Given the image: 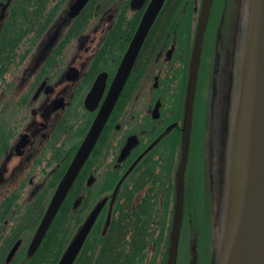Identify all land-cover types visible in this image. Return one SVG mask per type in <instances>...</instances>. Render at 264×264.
I'll return each instance as SVG.
<instances>
[{
  "label": "flooded vegetation",
  "instance_id": "obj_1",
  "mask_svg": "<svg viewBox=\"0 0 264 264\" xmlns=\"http://www.w3.org/2000/svg\"><path fill=\"white\" fill-rule=\"evenodd\" d=\"M73 1L64 3L24 58L0 73V264H58L99 206L73 264H169L188 77L182 68L185 51L176 37L162 40L165 26L149 32L94 148L33 246L145 10L129 33L116 25V5L99 10L89 0L71 17ZM244 1L231 14L229 7L222 9L227 14L220 16L216 30L219 68L212 71V118L210 112L203 152L205 182L215 195L223 188L225 164L220 99L231 91L242 11L249 20ZM2 2L0 32L11 0ZM98 80L99 95L89 97ZM131 137L134 145L123 156ZM163 146L172 150L171 174V161L161 160ZM161 176L163 200L158 198Z\"/></svg>",
  "mask_w": 264,
  "mask_h": 264
},
{
  "label": "water",
  "instance_id": "obj_2",
  "mask_svg": "<svg viewBox=\"0 0 264 264\" xmlns=\"http://www.w3.org/2000/svg\"><path fill=\"white\" fill-rule=\"evenodd\" d=\"M88 1L74 0L69 15L71 17L78 15ZM165 2L166 0H131V8L136 10L145 8V10L110 93L60 183L48 214L33 242L34 247L40 243L54 214L94 148ZM248 3L249 20L237 108L231 182L218 264H264V0H248ZM213 4L214 0L201 1L190 61L169 264H176L178 254L185 205L184 175L190 151L194 102L203 43ZM100 85L101 81L98 80L89 97L95 96ZM97 94L99 95V91ZM210 139L211 137L209 141ZM134 142L135 137H131L123 151V156L130 152ZM100 209V206L96 208L58 264H73Z\"/></svg>",
  "mask_w": 264,
  "mask_h": 264
},
{
  "label": "trees",
  "instance_id": "obj_3",
  "mask_svg": "<svg viewBox=\"0 0 264 264\" xmlns=\"http://www.w3.org/2000/svg\"><path fill=\"white\" fill-rule=\"evenodd\" d=\"M67 1L11 0L8 18L5 20L0 32V58L3 59L0 63V67L3 66L0 68V73L3 72L5 67L8 69L12 61L24 58L28 54L38 37L41 36ZM92 3L93 5L96 4L99 10L116 5L118 9L116 25L119 27L126 26L129 33L133 32L142 15V10H133L130 7V0H93ZM217 3L218 0H215L206 32L202 59V63L206 65L210 74H212L213 70V73H216L219 68L217 58H215L217 56V39H219L217 35L218 31L216 32V30L218 29L220 16L227 14L226 9L225 13L222 9L229 7L231 14L236 4L246 5V1L244 0H223L222 9L220 12H217ZM196 7L197 0H167L151 30V32H154L156 26H165L166 30H162V34L164 35L162 40H168L169 42L171 37H176V42L185 51L186 79L189 74L194 46L196 25L193 27V22L195 19L194 14L197 11ZM247 17L248 15L245 11H242L239 16L241 27L237 34V51L233 66L231 91L220 99V102L223 101L224 104L223 110L220 113V131L222 133V145L224 146L222 156L225 161L223 188L219 195L210 193L205 182L204 153L201 154L200 159V167L203 170L202 179H199V176L196 178L198 172L192 168L193 160L191 161L189 158L185 171L187 175L185 181L186 206L176 264H191V259L195 260V264H218L219 261L220 251L218 248L219 252H217L216 247L218 246V242H220L221 225L229 198L237 108L248 29ZM26 39L27 43H25ZM207 106L209 107L208 104ZM206 128L208 130V125ZM169 165H171L172 172L174 162L171 161ZM201 169H199V173ZM189 174L191 175L190 183L188 181ZM100 260L105 261V257L100 256Z\"/></svg>",
  "mask_w": 264,
  "mask_h": 264
},
{
  "label": "rangeland",
  "instance_id": "obj_4",
  "mask_svg": "<svg viewBox=\"0 0 264 264\" xmlns=\"http://www.w3.org/2000/svg\"><path fill=\"white\" fill-rule=\"evenodd\" d=\"M201 0H197V7L200 5ZM222 2L223 0H218V10L217 12H220V10L222 9ZM3 2L2 0H0V11H1V6H2ZM198 10L196 11L195 15V19L193 22V27L197 24V19H198ZM99 20V16L97 17V19L94 21L96 23H98ZM196 27V26H195ZM55 32V31H53ZM53 34H51L47 39L45 44L47 43V41H49L53 36ZM52 36V37H51ZM177 47L180 49L181 45H179L177 43ZM183 48V47H182ZM176 67L179 68L181 67L180 62L176 61L175 63ZM185 65V62H184ZM182 68L184 70V76H185V67L182 65ZM182 70V69H181ZM212 81V74H210V71L207 69L206 65L204 63L201 64L200 66V70H199V78H198V84H197V90H196V96H195V102H194V113H193V122H192V129H191V141H190V152H189V158L192 161V168L194 170H196L198 172V174H196V178L197 176H199V179L203 177V170L201 169V163H200V159H201V154H203L204 151V144L206 145V136H207V132H205L207 130L206 126L208 125L209 122V113L211 112V110L209 109V107L207 106V104L209 105V101L211 98V89L213 88V85L211 83ZM184 113H185V108H183V116H182V122L183 123V117H184ZM161 151L160 154H163V156L161 157L162 162L167 159H169L170 161H174L172 160L169 152H171L172 150L170 148H167V150H164V146L159 148ZM163 151V152H162ZM159 164V160L157 161ZM160 162V165L161 163ZM170 163V162H169ZM157 164V165H158ZM166 168V163H165V167L163 166L162 169ZM170 169H171V165H170ZM169 169V170H170ZM199 169H201L200 173H199ZM159 170V169H158ZM168 170V171H169ZM163 172V171H162ZM173 172H174V167H173ZM172 172L170 171V174ZM163 173H161L162 175ZM171 179L173 178V176H170ZM162 180L158 186H160V195H158V198L160 197V199L163 200V195L162 192L164 190L163 187H161L163 185V176H161ZM227 210V208H226ZM225 222H226V212L224 214V218H223V222H222V230L220 233V242H218V246L216 247V251L219 252L221 249V242H222V238H223V231H224V227H225ZM161 231V228H160ZM219 248V251H218Z\"/></svg>",
  "mask_w": 264,
  "mask_h": 264
},
{
  "label": "bare ground",
  "instance_id": "obj_5",
  "mask_svg": "<svg viewBox=\"0 0 264 264\" xmlns=\"http://www.w3.org/2000/svg\"><path fill=\"white\" fill-rule=\"evenodd\" d=\"M189 183L191 182V175L189 174V178H188Z\"/></svg>",
  "mask_w": 264,
  "mask_h": 264
}]
</instances>
